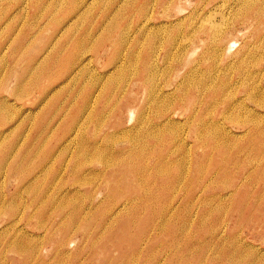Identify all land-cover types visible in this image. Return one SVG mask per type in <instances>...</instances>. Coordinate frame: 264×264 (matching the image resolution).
Listing matches in <instances>:
<instances>
[{
    "label": "rangeland",
    "instance_id": "1",
    "mask_svg": "<svg viewBox=\"0 0 264 264\" xmlns=\"http://www.w3.org/2000/svg\"><path fill=\"white\" fill-rule=\"evenodd\" d=\"M158 1L0 0V264H264V0L204 19L234 39L214 58L229 71L211 81L198 66L176 114L147 102L143 80V14ZM207 1L178 0L177 14ZM188 21L153 39L160 83L201 44ZM221 79L239 107L204 93Z\"/></svg>",
    "mask_w": 264,
    "mask_h": 264
},
{
    "label": "bare ground",
    "instance_id": "2",
    "mask_svg": "<svg viewBox=\"0 0 264 264\" xmlns=\"http://www.w3.org/2000/svg\"><path fill=\"white\" fill-rule=\"evenodd\" d=\"M189 1V0H188ZM227 1V0H226ZM234 3H237L239 0H233ZM241 2H249V3H258L259 0H240ZM212 2V3H211ZM231 2V1H229ZM262 2V1H261ZM260 2V3H261ZM210 3V4H209ZM178 0H159L156 8L155 15L150 14L148 12L150 8H152V4L150 3L147 6V10L145 14H143L144 21L142 26L146 29V35L145 38L148 42L147 48H146V55L143 59V80L145 82V86L148 89V100L147 102L150 105H154L159 110H171L173 114H176V109H182L187 106L185 104H188V107L191 105V94L186 93L184 91V79H187L188 76H190L191 72L196 71L198 69V66H201L202 63L206 64L205 72H207V77L209 79L211 78V81H214L215 79L221 77L223 74L227 73L229 71V64H225L223 66L218 67L216 65V62L214 61V58L216 56V52H229L231 50V46L233 45L234 39H229L227 42L223 41V37L225 36L226 32L228 30L222 29L219 27H215L216 23L213 20L205 21L207 17H211L215 12H217L218 7H222V4H225V0H209L207 2H203V4L199 7V11H196L194 8L191 12L185 14H177L183 10L180 5H178ZM227 4V3H226ZM228 7V6H227ZM172 8L175 9V13H173V16L170 17L168 14H164L162 11H165V9ZM224 10V9H223ZM222 11V9H221ZM159 15V20L155 21L157 16ZM189 19L188 22L194 21L195 27L194 29L196 31H199L202 36L199 38L200 43L202 44L206 37L209 38L210 43L212 45V50L208 52V54H201L199 56L200 59H197L193 65H188L187 71L184 69L185 66H187L188 61H190L189 57L191 54L196 53L197 46L201 45H194L193 50L189 52L188 48H183V51L186 50L187 54L182 56L181 54L177 57H175V64L171 67L172 76L177 78L180 76L182 71L187 72L184 76H182L179 80L172 82V81H165L163 83H160L159 79L161 77H158V80L155 79V75H157L159 71V53H158V46L156 45V42L153 40L156 37V34L161 32L162 30H165L167 27L172 26H179L181 25L185 20ZM154 23H160L157 28H153L156 25ZM191 24V22H190ZM194 25V24H193ZM217 26V25H216ZM239 32V31H238ZM204 36V37H203ZM189 39V38H188ZM185 41V40H184ZM183 41V42H184ZM177 38L169 33V40H166V47L164 49V53L171 54V50H173V47L176 46ZM186 42V41H185ZM184 44V43H183ZM185 52V51H184ZM240 51L236 52V56ZM174 53V51H173ZM174 55V54H173ZM179 57V58H178ZM174 58V57H172ZM213 59V60H212ZM206 62V63H205ZM245 63L244 60L240 63L241 65ZM264 70V68L262 69ZM161 73V72H160ZM198 75V74H197ZM256 73L255 71H249L247 69H244L243 66L239 69V79L242 81L244 88L250 91L249 93H252V82L254 80ZM37 76V77H36ZM38 72H36L35 77L32 79L33 82H37L38 80ZM197 77V76H196ZM196 79V78H195ZM227 81L221 79V84L219 86L214 85L210 88H208V84L203 85L204 93L208 91L211 96H216L214 99L217 100L220 97L221 99L225 100L223 103L224 111H227L229 109H233V107H239V103H231L226 100L229 96H225L226 90L225 85ZM210 84V83H209ZM212 85V84H211ZM224 92V94H223ZM230 112V111H229ZM165 113V112H164ZM226 113V112H225ZM251 116H254L252 118L242 119L243 121L250 120L252 123H255L256 126L262 124L263 117L262 115H255L253 112H250ZM245 117V116H243ZM259 118V119H257ZM172 119V116H167L166 123H170V120ZM203 122V121H202ZM204 123V122H203ZM206 123V122H205ZM211 124L217 125L219 122H211ZM163 126V125H162ZM165 126V125H164ZM154 133H157L154 132ZM153 134V133H152ZM156 135V134H155ZM133 149V147H132ZM223 198V197H222ZM66 199V197L62 198L60 200L61 203H63V200ZM133 200V199H132ZM131 204V203H129ZM126 205V204H125ZM126 209V208H125ZM65 232V230H63ZM67 240L62 241V244L65 246L67 244Z\"/></svg>",
    "mask_w": 264,
    "mask_h": 264
}]
</instances>
